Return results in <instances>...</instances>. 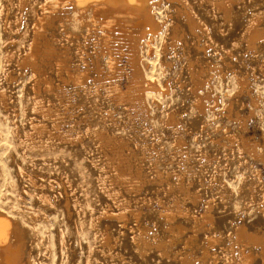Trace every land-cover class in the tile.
<instances>
[{
    "label": "rangeland",
    "instance_id": "374dc122",
    "mask_svg": "<svg viewBox=\"0 0 264 264\" xmlns=\"http://www.w3.org/2000/svg\"><path fill=\"white\" fill-rule=\"evenodd\" d=\"M0 7L10 8L9 0H0ZM235 10L230 22L231 42L219 41L221 51L212 56L215 66L212 78L199 91L204 101L203 113L196 105L191 77L187 71L183 70L182 74V64L186 61L183 59L175 60L171 66L173 72L165 77L160 71L152 74L160 83L166 81L169 89L156 96V104L149 102L150 109L146 112L140 107H136V111L133 107L116 104L113 95L105 91L99 95L94 92L69 95L72 103L67 112L73 120L62 128L71 127L73 136L80 135L79 141L85 144L87 196L66 184V179L71 180L72 175L63 170L59 161L34 158L33 163L20 152L9 157L13 169L24 166L57 178L51 211L45 212L50 222L44 221V216L38 220L39 243L33 248L35 264H182L185 255L204 259L207 264H241L238 259L243 248L255 255L254 264H264L260 247L246 248L244 243H237L234 235L229 236L237 224L243 223L250 231L264 232L261 213L264 163L242 149L245 137L259 153L264 152V40L249 45L245 37L246 28L255 16L262 18L264 27V0H238ZM225 47L232 54L226 55ZM92 51L90 46L89 52ZM1 58L0 53V64ZM29 81L28 76L16 74L11 84L2 82L11 101V113L0 109V138L15 139L16 126L23 136L29 123L43 120L35 112L34 95L25 88ZM107 110L114 111L113 122L109 118L101 120ZM168 113L176 116L177 126L167 124ZM243 120L247 124L245 129L241 126ZM102 132L123 143L122 152L131 164L128 169L142 172L145 180L138 193L120 191L109 195L116 158L111 148L102 142ZM179 139L183 140V145L177 144ZM75 145L63 150L67 157L66 168H73V158L81 149L80 143ZM29 188L24 182L23 192H28ZM120 200L131 206L123 221L102 216L105 211L119 210ZM73 201L78 204L74 205ZM30 203L34 210H41V202ZM51 206L46 205L45 209ZM208 209L211 218L201 220L200 224L192 221ZM170 210H174V220L164 217ZM171 226H183L186 231L174 233ZM143 230L152 244L145 252L136 246V239ZM103 234L109 236L108 244H103ZM210 238L216 242L210 244ZM188 240L191 241L187 244ZM159 242L166 245L160 248ZM205 252L208 253L205 255Z\"/></svg>",
    "mask_w": 264,
    "mask_h": 264
},
{
    "label": "bare ground",
    "instance_id": "6f19581e",
    "mask_svg": "<svg viewBox=\"0 0 264 264\" xmlns=\"http://www.w3.org/2000/svg\"><path fill=\"white\" fill-rule=\"evenodd\" d=\"M237 1L9 0L10 8L0 7V77L3 79L0 83V109L3 113H11V101L2 82L11 84L16 74L20 77L28 76L30 81L25 88L34 95L35 112L43 119L29 123L30 126L23 136L19 134V127L16 126L15 139L0 138V264H35L33 248L39 243L38 220L42 216L44 221L49 219L45 212L51 211L52 195L55 194L58 184L55 181L57 178L43 171L24 166L13 169L9 157L13 158L16 152H20L26 157L29 156L30 162H33L34 158L39 161H59L63 170L70 173L74 180L71 181L68 177L66 184L74 191L77 190L75 187L80 189L82 195H86L84 171L88 160L86 161L84 153L85 144L79 141L80 135L77 138L73 136L71 127L69 130L62 128L73 120L68 113L72 103L69 95L73 92H94L99 95L105 91L106 94L113 95L116 104L133 109L140 107L146 112L150 109L149 102L156 104V96L165 94L169 89L166 81L160 83L152 74L160 71L165 77L173 72L171 66L174 61L183 59L186 61L182 64V74L184 70L191 77L196 105L203 113L204 101L199 91L212 78L215 67L212 56L221 51L219 41L224 44L231 42L230 22L236 12ZM261 20L260 16H255L246 28L245 37L249 45H256L264 40ZM218 21L223 26L219 25ZM90 46L93 48L92 53L89 52ZM226 48L223 50L227 52ZM230 54V51L226 53ZM243 80L240 82L243 83ZM112 113H106L101 120L109 118L111 120H107L113 122ZM166 118L167 124L172 127L178 123L174 114L168 113ZM241 122L242 128L245 129L246 122ZM100 136L116 158L109 195H117L120 191H126V194L138 193L145 179L142 172L128 169L131 164L122 152L123 143L112 140L106 132H102ZM244 138L242 149L252 154L257 161L264 163V152L259 153L254 145ZM229 139L236 137L231 136ZM78 143L81 149L73 158V168H66L67 157L63 150ZM177 144L180 146L184 142L179 139ZM257 174L260 175V171ZM24 182L30 187L29 193L23 192ZM30 202H41V210H34ZM75 202L74 205L78 204ZM119 202H122L118 204L119 210L105 211L102 216L123 221L131 206H128L125 200ZM46 205L51 207L45 209ZM210 213L208 209L204 215L193 217L192 221L200 224L201 220L211 218ZM261 213L264 218V209ZM175 216L174 210L166 211L164 215L167 220H174ZM170 229L178 234L186 231L183 226H171ZM233 229V234L230 233L229 236L234 235L237 243H244L246 248H261L260 254L264 263V232L250 231L245 223L237 224ZM109 240L107 234L102 235L104 245L108 244ZM190 241L188 240L187 244ZM214 242L216 241L213 238L209 239L210 244ZM165 245L158 243L160 248ZM136 246L143 252L151 248L152 244L144 230L140 231ZM238 260L241 264H254L255 255L243 248ZM181 263L207 264L204 259L197 260L188 255L182 257Z\"/></svg>",
    "mask_w": 264,
    "mask_h": 264
}]
</instances>
